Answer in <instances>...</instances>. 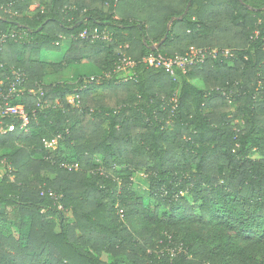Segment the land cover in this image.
I'll return each instance as SVG.
<instances>
[{"label":"trees","instance_id":"1","mask_svg":"<svg viewBox=\"0 0 264 264\" xmlns=\"http://www.w3.org/2000/svg\"><path fill=\"white\" fill-rule=\"evenodd\" d=\"M187 2L0 0V81L42 88L11 100L26 131L0 118V264H264V0ZM191 46L233 55L140 61ZM82 60L99 76L44 83Z\"/></svg>","mask_w":264,"mask_h":264},{"label":"built area","instance_id":"2","mask_svg":"<svg viewBox=\"0 0 264 264\" xmlns=\"http://www.w3.org/2000/svg\"><path fill=\"white\" fill-rule=\"evenodd\" d=\"M81 38H90L91 40L102 38L103 40H109L110 35L107 32H103L102 34L93 33L88 34L86 30L81 31L78 34ZM264 48V43H263ZM233 52L230 48L223 47H194L191 46L185 51L183 54H175V55H166L163 53L156 54H147L144 55L140 61L144 64V66L149 68H157L162 69L165 72L176 75V71L185 72L188 67H191L197 63L204 62L207 58H217V57H231ZM136 61L131 60L123 55L120 59V62L117 64L115 71H133V67L135 66ZM12 75H14L13 80H11L7 85H4L3 81H0V118L5 116H14L20 120V125L18 126L20 131H26V125L28 124V114L25 111L22 104L16 103L12 104V98H17L20 96L22 92L25 90L27 93H39L42 94L41 86L38 87V91L28 88L24 86V77L22 73L18 71H12ZM125 77V76H124ZM93 80V77L89 78V81ZM77 95L68 97V101L70 103H75L77 99ZM174 101V99H173ZM44 104V102H43ZM15 125L13 123H9L4 127L0 126L1 132H11L14 131ZM56 144V139H51L45 142L46 147H50ZM51 195H53L50 192Z\"/></svg>","mask_w":264,"mask_h":264},{"label":"rangeland","instance_id":"3","mask_svg":"<svg viewBox=\"0 0 264 264\" xmlns=\"http://www.w3.org/2000/svg\"><path fill=\"white\" fill-rule=\"evenodd\" d=\"M33 7H35V5L31 6V8ZM67 46H68V42L67 40H65L61 44V48L58 50L42 49L39 55L40 59L47 62H58L61 60L63 52L66 50ZM97 71L98 69L92 63L82 60L81 62L72 63L68 65L63 70L57 72L50 71V73H47L44 83H54L57 81H65V80L74 81L78 77H83L84 79L91 77L95 78L99 76V72L97 73ZM68 215H70V213H68Z\"/></svg>","mask_w":264,"mask_h":264},{"label":"water","instance_id":"4","mask_svg":"<svg viewBox=\"0 0 264 264\" xmlns=\"http://www.w3.org/2000/svg\"><path fill=\"white\" fill-rule=\"evenodd\" d=\"M190 3H191V0H188L186 7H185V11L189 8ZM173 19L174 18H172L168 21L167 26H166V32H165L164 36L162 37V39H160V41H158L157 43L152 45V49H157L165 41V39L168 36V31H169V28H170V25H171V22Z\"/></svg>","mask_w":264,"mask_h":264}]
</instances>
